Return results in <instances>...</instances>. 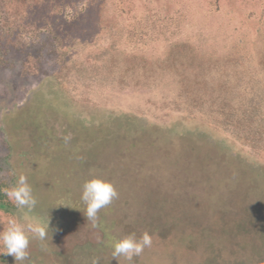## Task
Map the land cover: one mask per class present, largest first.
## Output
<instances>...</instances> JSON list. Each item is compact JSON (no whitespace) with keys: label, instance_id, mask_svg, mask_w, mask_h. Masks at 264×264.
Wrapping results in <instances>:
<instances>
[{"label":"rangeland","instance_id":"obj_1","mask_svg":"<svg viewBox=\"0 0 264 264\" xmlns=\"http://www.w3.org/2000/svg\"><path fill=\"white\" fill-rule=\"evenodd\" d=\"M35 1L25 11L0 0V184L24 175L36 199L28 209L5 195L0 232L10 219L49 229L43 240L28 234L25 260L0 254V264H264V106L244 115L251 103L241 107L232 77L213 94L229 107L189 113L167 84L126 76L182 43L252 73L264 0H104L99 19L78 18L90 0ZM108 51L120 72L113 85L87 66ZM257 81L263 93L264 72ZM93 176L118 193L97 227L81 201ZM145 231L151 247L113 257L109 235Z\"/></svg>","mask_w":264,"mask_h":264},{"label":"trees","instance_id":"obj_2","mask_svg":"<svg viewBox=\"0 0 264 264\" xmlns=\"http://www.w3.org/2000/svg\"><path fill=\"white\" fill-rule=\"evenodd\" d=\"M18 3L23 5L22 7L25 8V11H29L32 8L36 9L34 3L37 4L35 0H16L15 4ZM103 5L104 0L87 1L82 11L83 15H78V18H83L85 14L91 10L99 19ZM21 19L16 22H21ZM174 46L176 47L172 48L170 53H167L162 59L154 63L151 62V67L149 69L142 66L140 68V65L136 66L134 64L129 71H127V79H137V84L151 81V85L155 87L167 84V88L170 90L178 91L180 105L184 111L189 113H194L195 111L201 115H206L205 108L208 110L206 111L207 113H215V111L220 110L213 107L216 103L222 105L223 108L229 107L227 103L228 99L221 98L218 100L213 97V94L216 93V89L227 87L233 79H235V82L240 86L237 87V89L241 88V90L244 91V97H247L244 100L245 103H243L241 107L244 108L245 106V108H248L251 103L250 107L246 110L247 113L244 112V115H250L253 109L256 110L264 106V92H260V88L257 89V80H259L260 74L264 72V54L259 55L256 66L251 68L253 70L252 73H249V71H251L249 68L241 72V69L235 68L233 74V69L226 67L228 63L225 60L220 62L216 58H196L192 51L193 49H190L186 43L176 44ZM109 52L110 51H108L103 58L99 56L92 63L91 59H89L90 63L89 65L87 64V66H89V73L94 80H102L113 85L119 80L120 72L116 67L112 66L113 56ZM232 64H235V61ZM247 75H250V80H252L251 83H245V76ZM255 80L257 82H255ZM226 92H228V90H226ZM253 102H255V104ZM246 103L248 105H246ZM210 114H208L209 117L211 116ZM4 187V185L0 184V203L5 202V194L2 191Z\"/></svg>","mask_w":264,"mask_h":264},{"label":"clouds","instance_id":"obj_3","mask_svg":"<svg viewBox=\"0 0 264 264\" xmlns=\"http://www.w3.org/2000/svg\"><path fill=\"white\" fill-rule=\"evenodd\" d=\"M70 134L64 137L65 143H69ZM4 194L14 200L21 208L32 209L36 205V199L32 194V188L27 182V177L20 175L17 184L12 188L3 189ZM118 193L113 183L108 180L93 176L84 181L82 185L81 201L85 205L83 215L92 222L93 227L98 226V213L101 209L109 206ZM49 229L47 224L38 219L27 223H20L16 219H10L8 226L0 232V254L10 255L16 261L25 260L28 256L26 249L29 246V233L38 239H45ZM107 244L113 250V257L123 256L131 261L133 257L141 255L144 248L152 246V237L145 231L139 238L131 233L121 239L109 235Z\"/></svg>","mask_w":264,"mask_h":264}]
</instances>
